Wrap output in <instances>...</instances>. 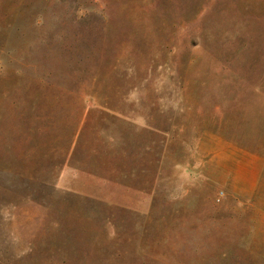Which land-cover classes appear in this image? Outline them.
I'll return each mask as SVG.
<instances>
[{"label": "rangeland", "instance_id": "374dc122", "mask_svg": "<svg viewBox=\"0 0 264 264\" xmlns=\"http://www.w3.org/2000/svg\"><path fill=\"white\" fill-rule=\"evenodd\" d=\"M262 209L264 0H0V264H264Z\"/></svg>", "mask_w": 264, "mask_h": 264}, {"label": "crops", "instance_id": "0c3cea01", "mask_svg": "<svg viewBox=\"0 0 264 264\" xmlns=\"http://www.w3.org/2000/svg\"><path fill=\"white\" fill-rule=\"evenodd\" d=\"M257 160H260V159H257ZM255 170H256V168L254 167V171H255ZM240 192H241V194H243V195L252 196V195L255 194L256 189H255V188H250V187H249V188H246V189L241 190ZM255 206H256V205H255ZM259 212L261 213V215H262V217H263V219H261V220L259 221V226H260V228H263V229H264V209L260 210Z\"/></svg>", "mask_w": 264, "mask_h": 264}]
</instances>
